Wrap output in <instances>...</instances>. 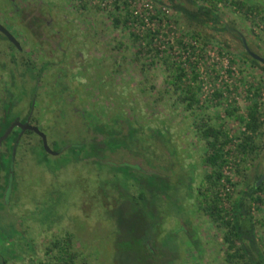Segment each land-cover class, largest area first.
<instances>
[{"label":"rangeland","instance_id":"rangeland-1","mask_svg":"<svg viewBox=\"0 0 264 264\" xmlns=\"http://www.w3.org/2000/svg\"><path fill=\"white\" fill-rule=\"evenodd\" d=\"M236 1L0 0V21L21 47L0 37V108L5 89L13 115L27 114L35 97L33 120L55 150L88 137L84 122L116 129L104 147L67 146L58 154L44 153L38 135L23 138L0 194V264H229L222 229L198 193L209 168L201 130L237 135L244 125L235 114L245 115L257 91L263 126L254 151L244 160L231 154L223 174L233 184L222 177L218 186L221 193L247 190L264 173V72L245 58L237 33L172 4H213L264 56V0ZM127 13L136 18L114 23L115 14ZM149 27L159 30L150 45L134 40L132 33ZM149 47L188 71L196 66L198 101L190 108ZM231 106L233 115L225 110ZM256 194L262 200L252 202L251 214L264 253V189Z\"/></svg>","mask_w":264,"mask_h":264},{"label":"trees","instance_id":"trees-1","mask_svg":"<svg viewBox=\"0 0 264 264\" xmlns=\"http://www.w3.org/2000/svg\"><path fill=\"white\" fill-rule=\"evenodd\" d=\"M236 5L237 7H242L244 3L239 0L236 1ZM172 7L182 10L200 23L218 24V28L229 30V26L221 20L216 8H214L211 3L202 4L196 2L195 10H189L175 3L172 4ZM245 7L246 11L253 10L252 6ZM129 15L131 14L127 13V15L124 16H122V14H115L113 16L114 23L118 24L120 20L126 23V21L129 20ZM131 17L136 18L133 14ZM158 32V28L151 29L149 27L142 35L132 33V36L134 40H143L146 45H150ZM178 41L182 43L181 40ZM149 50H153L154 56L161 58L165 66L170 69L171 77L168 78L169 82L183 90V98L187 101V108H190L194 102L198 101V98H196L197 91L195 92V90L192 89L193 87L191 84L197 77L196 66L193 64L190 65L191 68L188 71L185 66L181 65L175 59H170L168 52H166L164 56H159L160 49L149 47ZM243 54L245 58L252 63H258L264 72V64L250 56L245 49ZM153 60L152 58L151 61ZM39 75L40 73L37 72L36 76ZM197 87L199 86H196V89ZM5 90L6 94L1 100L0 108V134L4 132L15 116L10 112L15 103L12 99L13 93L11 91L8 92L7 89ZM216 93L219 94V91ZM251 95L246 106L245 115L235 114L244 125V129L237 135L229 136L220 127L212 125H207L201 130L207 146L203 161L209 168L203 174L202 179L204 185L198 189V193L205 199L202 206L204 213L209 216L217 227L222 229V238L226 245L224 259L229 264H264V253L260 250L255 238V219L251 214L252 202H261L262 200L256 192L264 189V180L258 185L255 184L257 178L261 174L255 176V179L247 190H241L239 193L231 194L226 191L224 196H222L220 190H218L222 177L233 184L231 177L223 174V167L229 162L230 155L239 156V159L244 160L249 153L254 151L256 146L254 134L263 126L261 112L258 109V102L255 98L257 91H253ZM30 102L31 98L29 99V104ZM225 110L229 115H233L236 108L231 106L226 107ZM23 116L25 117L26 114ZM106 124L107 123L97 122V120L93 122H84V129L88 137H83L78 142L74 144L71 143L69 146L73 148H82L86 146L92 149L104 147L103 143H109L108 141L115 140L113 134L116 132L114 127H110ZM202 125L204 124L202 123ZM48 126H46V128ZM18 131L19 128H13L5 139L2 141L0 140V148L4 149L0 151V178L4 180V184H0V186L3 190L7 189V181L11 176L9 174L10 165L12 163L11 148ZM28 132L34 133L32 130H28ZM235 137L237 138V142L233 141ZM38 141L39 143L37 144H39L38 146L40 149L47 154L42 146L40 136H38ZM0 194H2V192H0ZM223 199L229 200L228 206L224 204ZM145 255H149V251L146 249Z\"/></svg>","mask_w":264,"mask_h":264},{"label":"water","instance_id":"water-1","mask_svg":"<svg viewBox=\"0 0 264 264\" xmlns=\"http://www.w3.org/2000/svg\"><path fill=\"white\" fill-rule=\"evenodd\" d=\"M229 30L237 33L243 43V46L245 48V50L248 52V54L250 56H252L253 58L257 59L259 62H261L262 64H264V56L260 55L259 53H257L256 51L252 50L246 41V38L244 36V34L235 28H230ZM0 32H2L12 43H14L17 47H20L19 42L17 40V38L12 34V32H10V30H8L7 27H5L1 22H0ZM34 107V99H32L31 101V108H30V112L29 115L27 116L26 120L24 122L19 121L17 118L14 119L8 126L7 128L4 130L2 136H0V140L4 139L9 133L10 131L15 127V126H19L21 131H24L25 129H30L33 130L36 134H38L41 138V142H42V146L44 148V150L49 153V154H58L60 153L62 150L65 149V147L69 146L70 144L65 145L64 147H62L59 150H55L53 149L47 140L46 134L35 124H30L29 123V118L31 115V112L33 110ZM15 146L16 144L13 146L12 149V158L14 156V152H15ZM264 178V173H262L256 180L255 184L258 185ZM7 193V190H6Z\"/></svg>","mask_w":264,"mask_h":264},{"label":"flooded vegetation","instance_id":"flooded-vegetation-1","mask_svg":"<svg viewBox=\"0 0 264 264\" xmlns=\"http://www.w3.org/2000/svg\"><path fill=\"white\" fill-rule=\"evenodd\" d=\"M1 22V21H0ZM2 23V22H1ZM3 24V23H2ZM5 27H7L5 24H3ZM8 28V27H7ZM8 30H10L9 28H8ZM11 32V31H10ZM12 34H13V32H12ZM14 35V34H13ZM15 36V35H14ZM0 37H2V38H4L5 40H7L9 43H10V45L11 46H13V47H15V48H18V49H20L21 47H17L14 43H12L2 32H0ZM16 37V36H15ZM18 40V39H17ZM19 42V41H18ZM19 45H20V43H19ZM55 47L56 48H59L60 46H59V44H56L55 45ZM64 52H65V50H63ZM44 63L45 64H48L49 63V61L47 60V61H44ZM60 83L62 84V86L65 88V82H61L60 81ZM62 86H61V88H62ZM33 99H34V102H35V97H33ZM32 100V99H31ZM30 108H31V105H30ZM30 108H29V110H28V112H27V114H26V116L24 117L23 115H15L14 116V118H13V120L14 119H18L19 121H21V122H24L25 120H26V118H27V116L29 115V112H30ZM34 108V107H33ZM32 112H33V110H32ZM32 112H31V115H30V118H29V123L30 124H35V125H37L35 122H34V120H33V117H32ZM12 120V121H13ZM11 121V122H12ZM14 128H19V131H18V134H17V136H16V139H15V141H14V143H13V145H12V148H11V160H12V164H13V161H14V159L16 158V154H17V151H18V147H19V144H21V142H22V139L25 137V136H28V135H33V134H35V135H38V134H36L33 130V132L34 133H32V132H28V130H30V129H25L24 131H21L20 130V127L19 126H15ZM11 132V131H10ZM39 136V135H38ZM6 138V137H5ZM4 138V139H5ZM3 139H1V141H2ZM0 141V142H1ZM16 144V146H15V152H14V156H13V158H12V149H13V146ZM2 150H4L3 148H0V151H2ZM1 181H4L2 178H0V184L1 185H3L4 183H1ZM3 190V189H2ZM7 190V189H6ZM6 190H4V191H2V194H3V196H5L6 195Z\"/></svg>","mask_w":264,"mask_h":264},{"label":"built area","instance_id":"built-area-1","mask_svg":"<svg viewBox=\"0 0 264 264\" xmlns=\"http://www.w3.org/2000/svg\"><path fill=\"white\" fill-rule=\"evenodd\" d=\"M224 180H225V179H224ZM224 180L222 179V181H224ZM224 183H225V182H224ZM226 189H228V184H226ZM225 192H226V191H225ZM225 192L221 193V195L224 196Z\"/></svg>","mask_w":264,"mask_h":264}]
</instances>
